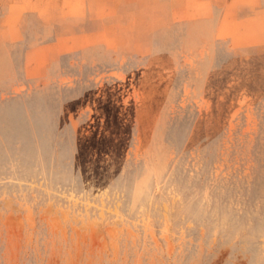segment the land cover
I'll return each instance as SVG.
<instances>
[{
  "label": "rangeland",
  "instance_id": "obj_1",
  "mask_svg": "<svg viewBox=\"0 0 264 264\" xmlns=\"http://www.w3.org/2000/svg\"><path fill=\"white\" fill-rule=\"evenodd\" d=\"M11 1L0 264H264V0Z\"/></svg>",
  "mask_w": 264,
  "mask_h": 264
},
{
  "label": "crops",
  "instance_id": "obj_2",
  "mask_svg": "<svg viewBox=\"0 0 264 264\" xmlns=\"http://www.w3.org/2000/svg\"><path fill=\"white\" fill-rule=\"evenodd\" d=\"M11 1V0H10ZM16 0H12L11 6L15 4ZM158 2V1H157ZM35 2H33L34 4ZM79 3V0H60L59 2V6H60V11H63L65 9L66 5H69L70 7L76 6ZM141 3L139 0H90L89 2V8L91 11H96L99 9L100 6H102L103 4H105L106 6H108L109 8H112L116 15H127V12H130L131 10V5H137ZM144 3H147V1H144ZM159 3V2H158ZM185 3V0H161V2L159 4H155V6H159L161 8V10H155L154 13V21L159 22V23H171L173 24L176 21L175 18V13H176V9H178L179 5H182ZM243 2H239V0H225V3H223V12L224 14H222V20L221 22H224L228 12L230 11L233 15L236 14L237 18H239V14L241 12V17L243 20L244 18H251V16H242L243 11H254L257 10L255 7V4L252 0V2L245 4V6L242 4ZM20 4L22 5H29L31 4L30 0H21ZM32 4V5H33ZM174 4L176 5V8H174ZM9 8V16H11L12 13V8ZM43 6L46 7L47 4L44 0L43 2ZM163 8H165V11L163 10ZM154 12V11H153ZM133 13H142V14H146L147 12L143 11L142 9H137L135 10ZM251 14V13H250ZM8 17H5L8 18ZM234 19V16H231ZM116 20H120L121 17L117 16L114 17ZM122 20V19H121ZM124 20H126L124 18ZM123 21V20H122ZM125 22V21H123Z\"/></svg>",
  "mask_w": 264,
  "mask_h": 264
}]
</instances>
